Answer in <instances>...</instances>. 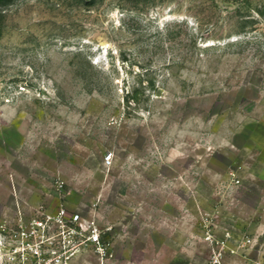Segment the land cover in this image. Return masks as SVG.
Segmentation results:
<instances>
[{"label": "rangeland", "instance_id": "rangeland-1", "mask_svg": "<svg viewBox=\"0 0 264 264\" xmlns=\"http://www.w3.org/2000/svg\"><path fill=\"white\" fill-rule=\"evenodd\" d=\"M263 195L264 0H0V264H103L123 211L135 259L205 264L204 218L259 224ZM60 207L101 249L33 229Z\"/></svg>", "mask_w": 264, "mask_h": 264}, {"label": "built area", "instance_id": "built-area-1", "mask_svg": "<svg viewBox=\"0 0 264 264\" xmlns=\"http://www.w3.org/2000/svg\"><path fill=\"white\" fill-rule=\"evenodd\" d=\"M236 183H239V181L236 180ZM56 184L59 188H62L64 182L58 180ZM50 222L61 228L72 225L74 234L87 231V241L100 246L98 249H101L100 229L93 222H85L80 214L69 213L64 207H60L54 216L45 215L41 221H35L33 229L45 230ZM201 226L202 242L209 249V258L205 264H229V261L234 260L254 261L256 264H264V232L260 234L256 231L251 232L248 227L233 217L225 219L224 222L213 223L209 214L204 218ZM106 230L109 231L110 228L107 227ZM39 253L38 248L34 253L26 249V260L29 259V256H32L39 263L41 259ZM252 255H255L256 258H252ZM67 260L68 258L64 256L57 258L60 263L68 264Z\"/></svg>", "mask_w": 264, "mask_h": 264}, {"label": "crops", "instance_id": "crops-1", "mask_svg": "<svg viewBox=\"0 0 264 264\" xmlns=\"http://www.w3.org/2000/svg\"><path fill=\"white\" fill-rule=\"evenodd\" d=\"M261 205L264 206V195L261 198ZM139 212L142 211V208H136ZM154 215L158 214L157 209L153 211L150 210ZM128 213L126 211H123V215L121 216V219L119 222L112 220V218H109L108 221V227L109 230V237L110 238V245L114 248L113 256L111 255L109 258L104 260L103 264H171V261H165L162 259H159V257L153 256V259H144L140 258L139 260L135 259L133 254L130 251V245L132 243H135L141 241V238L144 237V234L147 233L144 227H142L141 224V217L140 215H136L135 220L131 222V218L127 217ZM251 214V211H250ZM244 223L248 225L249 229L251 231H256L257 233H262L264 231V221L257 224L255 223V220L251 218H247L248 221H245ZM168 230L171 232V239L175 240V233H174V226L167 225ZM145 230V231H144ZM181 235H182V241H184L188 236V223L187 221L183 220L182 226H181ZM151 237L150 240H154L155 235L158 234V229L154 231V229L150 232ZM158 236V235H157ZM168 238V235H166ZM138 238V239H137ZM179 240V237H177ZM177 240V239H176ZM155 244V242L151 241V244ZM170 262V263H169Z\"/></svg>", "mask_w": 264, "mask_h": 264}]
</instances>
